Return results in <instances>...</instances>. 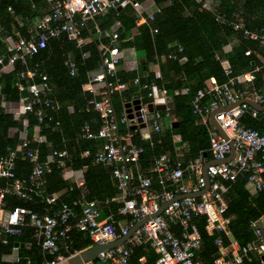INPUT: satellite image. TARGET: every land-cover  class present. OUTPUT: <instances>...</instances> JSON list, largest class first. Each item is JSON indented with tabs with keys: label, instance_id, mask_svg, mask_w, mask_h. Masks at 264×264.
Wrapping results in <instances>:
<instances>
[{
	"label": "trees",
	"instance_id": "obj_1",
	"mask_svg": "<svg viewBox=\"0 0 264 264\" xmlns=\"http://www.w3.org/2000/svg\"><path fill=\"white\" fill-rule=\"evenodd\" d=\"M133 1L144 3L146 0ZM152 1L159 11L154 14L152 21L137 27L138 35L130 40L126 41L130 36L131 29L136 26L138 16L136 11L127 5L119 12L111 10L97 17L94 22H90L82 28L81 37L85 40L88 39L87 43L82 46L77 47L75 41L62 34L59 38L50 39L46 47L28 59L25 65L16 63L9 72L0 77V156L5 155L8 148L14 149L21 144L20 134L23 131L29 142L27 149L37 151L39 162L45 160L52 152H65L69 157L65 163L66 166L75 170L83 167L86 169L83 174L84 199L95 200L99 204H103L106 214L112 212L117 215L121 205L112 201L118 196L116 184L114 185L112 182V168L94 163L95 154L104 142L81 138V128L85 123L89 124L93 131L100 128L99 115L89 104V101L94 97L85 91L83 86L89 81L90 75L98 69L102 60L99 46L100 44H109L108 34L116 21L120 22V27L116 29L119 36L116 42L118 47L120 49L133 48L144 59L141 64V77H139L138 85L143 89L139 92L141 102L149 103L151 101L146 97L147 91L144 87L153 83L157 89L167 92L170 113L179 120L178 127L161 134L157 139L146 140L135 130L136 128H130L128 132L131 136L130 143L142 150L137 163L132 166L141 164L146 167L166 153H169L173 160L172 134L174 133L180 136L182 144L187 145L189 158H203L204 154L207 156L209 144L206 128L203 125H195V115H193L192 102L196 92L203 89L211 78L218 83H224L232 76L251 70L252 63L258 64L254 55L248 57L244 55L247 48L256 49V44L244 40L240 31L233 30L231 23L239 17L243 20L246 29H262L264 31L262 0H219L218 7L212 11L201 10L193 0ZM8 8L12 9L13 15L8 13ZM46 12L47 6L44 0H0V57L6 54L3 42L5 36L11 35L13 32L25 35L27 29ZM185 12L189 14L186 17L183 16ZM217 16L223 17L225 23L219 24L216 21ZM15 18H19V21H16ZM95 27L100 30L99 36L95 33ZM152 29H156L157 32H151ZM231 40H237L239 44L232 51V57H235L236 61L230 65V74L226 75L220 62L221 57H228L223 52V46ZM178 48L181 49L180 52ZM161 57H165L163 63L159 61ZM67 62H72L75 65V73L72 76L66 65ZM157 62L159 65L158 77L149 69L150 64ZM27 70H35L36 76L32 80L22 79L21 82L24 85L40 84L42 76H46L49 85V90L40 95V102L35 107V110L42 112L40 122L34 112L15 118L14 115L6 113L1 107L2 103H17L21 98L28 96L26 92H19L14 85L19 74ZM263 74L264 72L257 76L254 87H263ZM116 76L128 88L127 92L114 93L110 96L117 122L116 135L121 137L126 135L127 130L125 125L119 122V106L122 100L127 103L133 97L137 98L139 94L132 96L135 86L130 85V82L136 79L135 74L117 72ZM44 101H49L50 105H54L58 109H51L50 106L43 104ZM67 107H72L73 114L60 115L59 111H63ZM245 124L250 128L264 132V119L261 121L246 119ZM120 143L123 145L122 142ZM86 151L88 155L82 158V154ZM15 164L19 179H27L32 163L28 160H17ZM49 167L50 172L44 174L43 179L46 182L52 179L60 181L61 168L56 164H51ZM263 176L264 173L262 178ZM149 179L151 181L150 191L153 193L159 192L161 183L166 184L165 180L159 179L157 174L152 175ZM246 180L247 177L244 175L233 183H224L227 188L224 195L227 206L225 216L230 218L228 232L239 247H244L253 239L249 223L264 216V188L254 196H250L244 188ZM8 185L9 182L0 181V187ZM137 186L136 181L132 182V187ZM46 187L43 188L42 196L30 195L29 200L5 195L3 198L5 209L12 210L15 207H23L38 217H42L52 214L63 204L72 206V203L81 197L79 196L80 189L73 187L71 199H62L54 205H47L42 198L50 195L51 189L50 187L46 189ZM127 197L131 199L132 193H129ZM104 203L108 205H104ZM72 208L76 221L80 215V208ZM128 220L129 218H126L125 222ZM190 222L195 225L201 237V248L197 252L199 260L203 264H212L216 253L214 240L219 236L222 243L226 245L225 235L222 232L207 234L204 217H192ZM32 235V229L24 230L18 237L6 236L0 232V264H8L4 262L3 258L12 254L14 244L18 242L23 244V249L19 252L25 251L24 254L27 257L20 256L17 264H40L43 253ZM4 238L7 241L5 244L2 243ZM65 241L66 254L84 250L92 244L87 235L76 230H72ZM132 251L129 258L130 264H136L138 259L143 256L147 258L146 264H152L156 259V255L152 253L151 249L144 245L135 247ZM60 252L63 253V250L60 249ZM257 262L258 260L248 264H257Z\"/></svg>",
	"mask_w": 264,
	"mask_h": 264
},
{
	"label": "built area",
	"instance_id": "obj_2",
	"mask_svg": "<svg viewBox=\"0 0 264 264\" xmlns=\"http://www.w3.org/2000/svg\"><path fill=\"white\" fill-rule=\"evenodd\" d=\"M193 1L201 10L212 11L208 0ZM44 2L47 6L46 14L30 26L25 35L13 32L3 38L6 54L0 57V77L11 70L16 63L25 65L28 59L46 47L50 39L59 38L62 34L75 41L77 47L82 46L86 40L81 37V29L88 23L94 22L97 17L116 10L120 6L128 5L139 15L143 12L146 22L152 21L154 14L159 11L156 7L154 10L144 8L142 11L143 5L133 0H44ZM7 11L13 15L11 8ZM15 20L19 21V18ZM216 21L219 24L225 23V19L221 16H217ZM231 25L234 31L241 32L243 39L256 43L262 53L257 56L260 64L253 70L232 76L224 83H218L211 78L203 89L196 92L193 99V114L206 127L209 139L208 152L212 160H225L230 154V143L234 149V156L228 163L211 165L207 168L209 188L206 193L199 198H184L175 201L176 197L196 193L203 189L204 181L201 170L204 162L199 159L184 167L180 162L171 164L166 154L161 155L154 162L155 171L161 174L166 182L159 193L150 191L149 178H140L139 185L132 187L133 175L130 166L137 163L142 150L130 143L129 134L125 137L116 135L117 122L110 101L111 95L120 93L126 87V84L116 76L122 57V51L116 45L119 38L116 29L120 27V22L116 21L108 34L109 44L99 47L102 60L98 69L90 75L89 81L83 86V89L94 97L89 104L99 115L100 128L93 131L90 125L85 123L81 128V138L104 141L95 154V163L112 168V177L123 202L118 213L131 217L132 222L116 230L110 219H100L99 210L94 201L77 200L72 203V207L80 208V215L74 223H72L75 218L74 213L71 206L67 204L61 205L52 214L42 217H38L23 207L6 210L3 200L5 195H13L22 200H29L30 195L42 196L44 184L42 179L44 174L50 172V159L51 162L55 160L61 164V159L65 156L64 152H52L47 162H39L37 151L27 149L29 142L26 137H23L20 145L14 149L8 148L7 153L0 156V181L9 182L8 186L0 187V232L6 236H20L25 227V219L29 217L35 227L34 237L42 253L52 256V259H44L40 264H66L77 253L63 255L60 252L58 241L66 240L72 230L87 235L92 245L112 242L126 235L134 223L157 212L160 205L171 202L160 215L143 224L123 244L102 252L99 259L106 264H130L132 246L150 241L149 245L157 256L152 264H203L195 255L201 240L190 222L191 218L204 217L209 233L213 231L228 233L230 219L225 216L227 206L224 195L227 188L224 183H233L240 176L246 175L248 185H251L255 191L264 188V181L261 177L264 173V132L245 124L246 119L256 121L264 119V112H259L245 102L248 100L255 105L264 104L262 88L254 87L257 76L264 72V31L246 29L241 19H236ZM152 32L157 31L152 29ZM95 33H100L97 27H95ZM178 51L180 52L181 49L178 48ZM244 55L251 56L252 51L247 50ZM66 65L70 75H74V63L67 62ZM224 70L226 75L230 74L229 67H225ZM35 76V70H27L19 74L14 85L19 92L28 94L27 97L19 100L18 114L34 112L40 122L42 112L35 110V107L40 102V95L49 90L47 78L42 76L40 84L24 85L21 82L25 78L32 80ZM133 82L139 84V78L136 77ZM144 89L147 91L146 97L151 99V102H140L139 112L143 124H146L147 116H149V128L142 131V137L149 140L153 133H159L162 115L159 110L155 109L149 113L147 106L152 104L154 108L159 105L157 100L162 99L166 117L170 116V108L166 101L167 92L165 90L157 89L153 83L145 86ZM155 89L157 97H155ZM137 99L141 101L140 97ZM43 104L50 106L51 109H58L50 105L49 101H44ZM226 108L228 110H222ZM213 111H216L214 120L227 139H224L209 124V115ZM126 118L129 119L128 114L121 121H127ZM131 120L133 127H137L135 120ZM83 155L87 156L88 152H84ZM17 160H28L32 163L27 179H19L17 176L15 164ZM187 171L195 176L193 185L183 183L184 173ZM129 193H132L134 198L127 199ZM42 199L47 205H54L57 196L50 194ZM170 221L181 226L180 237L170 232L168 228ZM249 227L254 240L244 247H239L232 241L231 246L225 249L220 245V241H215L220 255L214 258L213 264H241L244 260H250L251 254L264 257V232L257 220L251 221ZM227 253L231 254L230 258H226ZM17 262L18 258L14 263L17 264ZM137 264H146V258H139Z\"/></svg>",
	"mask_w": 264,
	"mask_h": 264
},
{
	"label": "crops",
	"instance_id": "obj_3",
	"mask_svg": "<svg viewBox=\"0 0 264 264\" xmlns=\"http://www.w3.org/2000/svg\"><path fill=\"white\" fill-rule=\"evenodd\" d=\"M208 1H209L211 10L216 9V7H218V5H219V2H218L219 0H217V1L208 0ZM141 4L143 5L142 6L143 7L142 8V11H143L144 8L149 9V10H154V8H155L154 3H153L152 0H146V1H144V3H141ZM261 4H262V6H264V0L261 1ZM123 8H124V6L121 7V10ZM121 10H119V11H121ZM116 11H117V9H116ZM187 15H189L188 12H185L183 14L184 17H186ZM137 16H138V19H137L136 24H135L136 26L131 29L130 36H129V38H127L126 41H128L132 37L138 35L137 27L143 25L144 23H147L146 20L144 19L145 14L143 12L141 13V15L137 14ZM237 19H241V18L238 17ZM242 22H243V20H242ZM243 25H244V22H243ZM96 35L99 36V34H96ZM87 41H88V39H86V42L85 43H87ZM247 41H249V40H247ZM252 43H254V42H252ZM238 44L239 43H238L237 40H231V41H228L223 46V52L228 55V57H224V56L221 57L222 60H221L220 63L222 65V67H223V70H224L225 67H229L230 68V65H232L234 63V61H236L235 57H232V51H233V49L235 47H237ZM254 44H256V43H254ZM101 45H104V44H100V46ZM116 45L118 46L117 43H116ZM256 47H257V45H256ZM120 50L122 51V57H121L120 64L117 67V72H121L123 74L133 73V74H135V78L136 77H138V78L141 77V64L144 62V59L133 48H122ZM247 50L252 51V55L255 56V58H256V60L258 62L257 65H255L254 63H252L251 70H253L256 66H258L260 64L257 56L259 54H261L262 51L259 50L258 48H256V49L247 48L246 51ZM159 61H160V63H163L165 61V57H161ZM149 69H150V72H152L156 77L159 76V65H158V62L155 63V64H150L149 65ZM251 70H248V71H251ZM9 71L10 70H8L7 72H9ZM130 85L135 86V89L133 90V93H132L133 95L132 96H136L137 94H139V92H141L143 90L140 86H138L139 84L134 83L133 80L130 82ZM127 90H128V88L125 87V89L123 91H121L120 93L127 92ZM159 90H161V89H159ZM139 97L141 98L140 94L137 96V98H139ZM137 98H135V99H137ZM133 99H134V97L132 98L131 101H129L127 103L124 102V100H122L121 105L119 106L120 114L118 115V118H119V122L122 123V124H124L125 127H126V130H127L126 135L129 134L128 132H129V129L130 128H133V129L136 128L135 130H137L138 133L141 134V136H142V131L143 130H146L147 128H149L148 127L149 121H150L149 120V116H147V122L145 124L146 125L145 128L140 127L142 123H140V124L137 123V120H136L135 117H134V120L138 124L137 127H133L132 120L129 117H128L129 119L126 118L127 121H124V122L121 121V119H123L126 116V114H127L125 105L128 104V103H131L133 101ZM166 99H168V97ZM166 101H168V100H166ZM124 103H125V105H124ZM159 105H161V104H159ZM1 107L4 109V111L6 113H9V114L14 115L15 118H18V117L22 116V115H19L18 114V111H19V109H18V107H19L18 106V102L17 103H2V106ZM59 112H60V115H62V114L72 115L74 111H73L72 107H67V108L63 109V111H59ZM159 112H162L161 113L162 119L160 121V131H159V137H160L161 134H165V133L171 131L172 128L178 127L179 126V120L176 117H174L173 114H171V113H170V116L169 117H166L164 115L165 114L164 110H159ZM193 115H195V114H193ZM194 120H195V125H203V124L200 123V121H199V119H198V117L196 115H195ZM173 123H177V126L176 127H173ZM69 125H70V123H69ZM126 135L121 136V137H125ZM23 137H26V133L24 131L20 134V138H23ZM151 139H157V138H151ZM94 140H100V139H94ZM101 141H103V140H101ZM172 142L174 143V156H173V160H171L170 154L169 153H166V155L168 156L171 164H173L175 162H180V163H182V165L184 167H186L188 165V163L194 162V161L199 160V159L201 160V162H204L203 165L205 163L209 162V161H212V157H211L210 153H208L207 156L204 154L203 158H196V157L194 159L189 158L190 157V154H189V149H188L187 145L186 144H182L181 143L180 136L177 135V134H175V133L172 134ZM208 144H209V139H208ZM50 155H48L46 157V159L43 160L42 162H47V160L49 159V156ZM83 157H85V156L82 154V158ZM68 159H69V157L66 154L61 159V164L57 163V161H55V160H52V162H51V159H50V162H49L50 165L51 164H56V165L59 166V168H61L60 181H57L55 179H52V180L46 182L45 179H42L44 181V184H43L42 189L45 188L46 186H47L46 189L48 187H50L51 194H55L57 196V201H59V200H62V199H66V200L71 199V197L73 195L72 188L73 187L79 188L80 189L79 190V192H80L79 196H81L79 198V200H82V201H94L96 203V206H97L98 210H99L100 219H110L113 222L114 227H115L116 230H118L119 228H122V227H125V226L129 225L132 222L131 217L120 215L118 213V211H117V215L118 216L115 215V213H112V212H108L106 214V212L104 211L105 206H103V204H99L95 200H87V199H84L85 189L83 187V184H84L83 174H84V172H85L86 169H85V167H83L82 169L75 170V169H72L69 166H66L65 163H66V161ZM94 163H95V161H94ZM203 165H202V167H203ZM131 172H132V175H133V181L132 182H135L136 181L138 185H139V179L140 178H151V176L154 175V174H157L159 179L160 178H163V180H164V177L161 174H159V173H157L155 171V169H154V163H152V164H150V165H148L146 167H143L141 164H137L136 166H132L131 167ZM263 178H264V176H263ZM112 182L115 185V182H114L113 177H112ZM194 182H195V176H194V174L192 172H190V171L185 172L184 173L183 183L185 185H193ZM47 184H49V185H47ZM162 187H163V184L161 183V188L158 190L159 192L162 190ZM244 188H245L246 192L250 196H254L258 192V191H255V189L251 185H248L247 180H246V184L244 185ZM132 198H134V197H132ZM127 199H129V198L127 197ZM112 201L114 203H116V204L121 205V207H122L123 202H122V199H121V193L119 191H118V196L116 198H114ZM104 205H108V204L107 203H104ZM71 208H72V206H71ZM72 211H73V208H72ZM73 213H74V216H75V212L74 211H73ZM27 218L29 220L28 222H27ZM126 218H129V220L127 222H125V219ZM74 220L75 219H73L72 222ZM257 221H258V223H259L262 231L264 232V216H262L259 219H257ZM25 222L26 223H25V227H24L23 231L26 230V229H32V231H33L32 238L34 240H36V238L34 237L35 227H34L32 221L30 220L29 217H26ZM191 224L195 227V225L193 223H191ZM168 228H169L170 232L174 236H176V237H180V235L182 234V228H181V226L179 224H175L174 222L170 221V222H168ZM195 229H196V227H195ZM205 230H206V233L209 234V235H212L213 233H220V232H222L225 235L226 239H227V241H226L227 244L226 245H224L222 243V239L219 236H217V238L214 240V246L216 248V253L214 254L213 260H214L215 257H217L218 255H220V251H219V249H218L215 241H217V240L220 241V245L223 248H225V249H228L231 246L232 240L235 242V240L233 239L232 235L229 232L228 233H225L223 231H213L212 233H209L208 230H207V228H206V223H205ZM196 231H197V229H196ZM199 236H200V234H199ZM200 240H201V237H200ZM253 240H254V236H253L252 241ZM6 242L7 241L4 238L2 240V243L5 244ZM36 242H37V245L39 246V243H38L37 240H36ZM251 242H249V243H251ZM249 243H247V244H249ZM143 245L146 246V247H149L151 249L152 253L154 255H156L153 252L151 246L150 245H147L145 242H142L140 244L133 245L132 246V250L135 247L143 246ZM58 246L60 247L61 251L63 250V253L62 252L61 253L63 255H66V253H65L66 252L65 251L66 250L65 249L66 241L65 240L58 241ZM72 246H73V242H72ZM92 246L93 245L91 244L90 247H92ZM90 247H88V248H90ZM88 248H86V249H88ZM200 248H201V243H200L199 248L195 251V255L196 256H197V252L200 250ZM22 249H23V244H21L19 242L14 244L13 250H16L17 251V258H19L20 256L23 257V258L24 257H27L24 254L25 251L24 252H19ZM86 249H84V250H86ZM81 251H83V250L75 251V252L76 253H79ZM230 256H231L230 253H227L226 254V258H230ZM143 257L146 258L145 256H143ZM156 258H157V256H156ZM250 258H251L250 260H244V261H242L241 264H248V263H251L252 261H256V260H258L257 264H264V258L263 257H258V256H255V255H252L251 254L250 255ZM3 259H4V262L5 263L14 264V261H13V251H12V254L10 256H6ZM44 259L50 260V259H52V256L42 254V261ZM212 264H213V262H212Z\"/></svg>",
	"mask_w": 264,
	"mask_h": 264
},
{
	"label": "water",
	"instance_id": "obj_4",
	"mask_svg": "<svg viewBox=\"0 0 264 264\" xmlns=\"http://www.w3.org/2000/svg\"><path fill=\"white\" fill-rule=\"evenodd\" d=\"M121 7L117 8V11L121 10ZM155 97H157V93H156V89H155ZM262 94L264 97V84H263V88H262ZM247 104H249L252 108L258 110L259 112H264V104L263 105H255L252 102L246 100L245 101ZM158 104L161 105H156L154 108L152 106V104H149L148 107V112L151 113L154 109L155 110H164L165 106L163 105V100L162 99H158L157 100ZM126 108V112L128 114V117L130 119H134V117L137 120V123H142L143 119L141 118V113L139 112L141 106H140V101L138 99H134L131 103H128L125 105ZM230 108V107H229ZM222 110H228V108L226 109H222ZM216 111H213L210 113L209 115V124L224 138L227 139L226 135L223 133V131L220 129V127L218 126V124L215 122L214 120V114ZM145 124H141L140 127L145 128ZM177 123H173V127H176ZM159 137V133H153L151 135V138H158ZM230 154L229 156L223 160V161H216V160H212L209 161L207 163H205L202 167L201 170V176L203 178L204 181V187L203 189H201L200 191L196 192V193H190V194H186V195H181L179 197H176L174 200H181L184 198H199L201 195H203L204 193H206V191L209 188V178L207 175V168L211 165H219V164H223V163H228L234 156V149L232 144L230 143ZM171 202L162 204L158 207L157 212H155L154 214H152L151 216H147L143 219H141L140 221H137L127 232L126 235L122 236L121 238L112 241V242H108V243H104V244H96L93 245L92 247L83 250L77 254H75L74 256H72L66 264H87V263H95V264H106L104 261L99 259V255L102 252H105L107 250H111L113 248H116L118 246H120L121 244H123L127 239H129L133 233L138 230L143 224H145L147 221L157 217L158 215H160L162 213V211L164 210V208L170 204ZM233 241V240H232ZM147 245L150 244V241L146 243ZM17 258V251L13 250V261L15 262ZM264 258V257H263ZM15 264V263H14Z\"/></svg>",
	"mask_w": 264,
	"mask_h": 264
}]
</instances>
